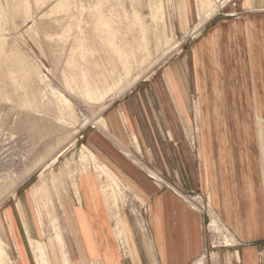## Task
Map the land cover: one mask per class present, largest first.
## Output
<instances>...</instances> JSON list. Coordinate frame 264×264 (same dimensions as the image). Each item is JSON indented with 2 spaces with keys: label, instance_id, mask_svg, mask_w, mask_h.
Wrapping results in <instances>:
<instances>
[{
  "label": "rangeland",
  "instance_id": "rangeland-1",
  "mask_svg": "<svg viewBox=\"0 0 264 264\" xmlns=\"http://www.w3.org/2000/svg\"><path fill=\"white\" fill-rule=\"evenodd\" d=\"M244 1L0 0V264H72L75 212L90 205L121 245L124 203L143 218L134 175L201 211L206 248L193 264H243L248 249L264 264V232L238 239L214 187L190 193L152 169L126 113L130 99L164 93L168 68L186 66L211 27L251 15ZM205 115L198 97L182 132L190 177L196 160L210 179L221 159Z\"/></svg>",
  "mask_w": 264,
  "mask_h": 264
},
{
  "label": "crops",
  "instance_id": "crops-1",
  "mask_svg": "<svg viewBox=\"0 0 264 264\" xmlns=\"http://www.w3.org/2000/svg\"><path fill=\"white\" fill-rule=\"evenodd\" d=\"M242 8L252 14L211 27L197 50L188 53L186 66L178 61L168 68L164 93L156 88L154 97L130 99L126 125L152 169L166 172L172 184L190 193L214 187L223 220L235 227L238 239L255 242L264 232V167L257 162L260 153L264 156V128L255 129L256 122H264V0H245ZM198 97L205 106V122L211 124L207 130L215 132L208 149L213 145V152H220L221 161L209 167L210 179L202 171L208 168L196 160L190 177V152L182 132L185 113ZM133 177L142 222L133 220L124 203L125 241L116 245L111 227L107 235L101 231L105 227L94 206L86 213L77 210L71 226L77 250L72 264H193L203 255L201 211L147 177ZM241 259L258 264L254 249L242 252Z\"/></svg>",
  "mask_w": 264,
  "mask_h": 264
}]
</instances>
